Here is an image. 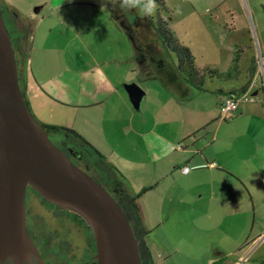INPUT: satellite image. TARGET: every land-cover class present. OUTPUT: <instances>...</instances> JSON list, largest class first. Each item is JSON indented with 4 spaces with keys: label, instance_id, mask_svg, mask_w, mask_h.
Wrapping results in <instances>:
<instances>
[{
    "label": "crops",
    "instance_id": "crops-1",
    "mask_svg": "<svg viewBox=\"0 0 264 264\" xmlns=\"http://www.w3.org/2000/svg\"><path fill=\"white\" fill-rule=\"evenodd\" d=\"M2 1L20 44L18 72L30 109L48 133L100 160L125 185L121 194L138 195L126 203L134 205L130 222L142 230L149 263L173 264L171 257L182 254L189 259L184 264L243 258L264 264L261 81L251 100L221 115L224 97L246 91L259 66L248 69L240 87L217 85L210 92L208 69L221 72L209 76L222 82L236 78V70L194 65L198 75L188 76L161 42L160 52L144 55L118 4L104 2L101 10L92 1L43 0L33 13L17 0ZM133 82L145 91L138 108L126 89Z\"/></svg>",
    "mask_w": 264,
    "mask_h": 264
},
{
    "label": "rangeland",
    "instance_id": "rangeland-1",
    "mask_svg": "<svg viewBox=\"0 0 264 264\" xmlns=\"http://www.w3.org/2000/svg\"><path fill=\"white\" fill-rule=\"evenodd\" d=\"M17 1L26 11L37 13L36 7L43 0ZM49 1L51 4L54 0ZM83 1L102 4L108 0ZM0 2L12 34L17 59V48L20 44L10 21V13L4 2L2 0ZM156 3L158 9L153 17H143L136 10H126L127 18L133 23L141 22L136 24V27L141 26L143 32L154 39L152 41L156 50L160 52L162 43L156 30V27H159L158 22L161 21L160 28L167 27L179 46L191 50L192 61L196 68L209 66L219 68L224 72L230 71L231 68L236 70V78L226 79L223 82L211 78L210 72L204 75L210 92L217 85L240 87L249 75L247 72L252 65L261 67L262 64L264 65V0H156ZM178 8L180 9L179 14H177ZM48 10L47 8L45 12ZM79 10H94V7L80 5ZM101 10H106V8ZM37 15L35 14V16ZM130 43L133 44L131 40ZM132 49L134 50L133 46ZM172 54L174 57L177 55L173 52ZM180 56L183 55L180 54ZM19 80L24 93L21 77ZM262 84L264 85L263 80ZM214 96V93H210L208 98ZM48 131H50L51 139L57 145L65 147L68 144L52 129ZM82 152L84 153L82 165L90 164V174L95 179L103 181L109 189L117 187V193L120 192L119 188H125L122 181L116 179L100 160L94 155H90L87 150ZM115 182L116 185L113 184ZM115 197L126 209L125 197L123 198L119 194ZM127 212L134 223V212ZM25 215L26 231L44 264H97L95 234L84 218L73 211L65 210L30 185L27 187ZM166 229L167 226L164 227L165 231ZM133 230L138 240L142 263L151 264L146 256V242L142 239V230L138 226H134ZM165 231L162 232V235L167 234ZM170 260L173 264H184L185 261H189L182 254L173 256ZM200 261L201 264H205L204 260ZM237 264L256 263L243 258Z\"/></svg>",
    "mask_w": 264,
    "mask_h": 264
},
{
    "label": "water",
    "instance_id": "water-1",
    "mask_svg": "<svg viewBox=\"0 0 264 264\" xmlns=\"http://www.w3.org/2000/svg\"><path fill=\"white\" fill-rule=\"evenodd\" d=\"M126 89L138 108L144 89L137 82ZM29 185L86 220L95 234L97 264H143L133 226L116 197L71 160L30 109L0 2V264L8 257L16 264H44L26 231Z\"/></svg>",
    "mask_w": 264,
    "mask_h": 264
},
{
    "label": "trees",
    "instance_id": "trees-1",
    "mask_svg": "<svg viewBox=\"0 0 264 264\" xmlns=\"http://www.w3.org/2000/svg\"><path fill=\"white\" fill-rule=\"evenodd\" d=\"M2 10H3V14H4V17H5V20H6L5 11H4L3 8H2ZM158 23H159V27L157 26V32L159 33V35H160V37L162 39V43L166 46V48L168 50H170V51H172V52L177 54L178 59H179V61H178L179 69L182 72L188 74V76H197L198 75V71H197V69L194 66V62L192 61L193 57H192L191 50L188 49V48H184V47L179 46L178 43L175 41V38H174L173 34L168 30V28L167 27L160 28V26L162 25V22L159 21ZM6 24H7V22H6ZM7 27H8V24H7ZM8 29H9V27H8ZM9 32L11 34L10 29H9ZM11 37H12V34H11ZM180 54H182L183 56L181 57ZM208 72H210V73L215 72V73H218L219 75H222L221 72H218L217 70H213V69H208ZM61 129L64 131V133L68 134L70 137L78 139L81 142L89 145L94 150L95 153H97L100 157L103 158V156L100 154V152L98 150H96L91 144H89L76 131H74L73 129L65 128V127H61ZM117 194L121 195L123 198L125 197V199H128L129 203H132V202L136 203V201H137V196L138 195L137 196H135V195L129 196V195L121 194V192H119ZM129 203H126V205H127L126 209L123 207V205L121 203H120V205L122 206V208L124 209L127 217L131 221V217H130V215L128 214L127 211L134 212V210H133L134 205L133 204H129ZM94 264H96V263H94Z\"/></svg>",
    "mask_w": 264,
    "mask_h": 264
},
{
    "label": "flooded vegetation",
    "instance_id": "flooded-vegetation-1",
    "mask_svg": "<svg viewBox=\"0 0 264 264\" xmlns=\"http://www.w3.org/2000/svg\"><path fill=\"white\" fill-rule=\"evenodd\" d=\"M119 11H120L121 14H125L126 15V10H122L119 7ZM140 23L141 22L133 23L132 21H130L128 19V26H130V27L132 26L133 27V29L135 30L136 34L138 35V38H139L140 42L142 43L144 55L148 54L149 56H153L152 54L155 51H158V50H156L153 42L151 43V40L148 37V35L146 34V32H143L142 27L141 26L136 27V24H140ZM156 30H157V27H156ZM59 147L71 158V160L73 162H75L78 166H80L82 169L86 170L90 174V168H91L90 164L86 163L85 165H82V161H84L83 160L84 153L82 152L83 151L82 149H80L79 147L74 146V144H67L65 147H61V146H59ZM96 180L101 182L108 190H110L113 193L114 196L117 194V192H118L117 188L109 189L103 183V181H100L98 179H96ZM115 190H117V192H115ZM3 264H16V262L14 261V259L12 257H8L4 261Z\"/></svg>",
    "mask_w": 264,
    "mask_h": 264
},
{
    "label": "built area",
    "instance_id": "built-area-1",
    "mask_svg": "<svg viewBox=\"0 0 264 264\" xmlns=\"http://www.w3.org/2000/svg\"><path fill=\"white\" fill-rule=\"evenodd\" d=\"M264 83V65L259 66L258 74L253 77L251 83L247 87L246 91L240 92L237 90H230V92L224 97L221 105V115L225 116L229 113L236 111L242 101H249L253 98L250 93L251 90L261 81ZM264 176V171H263Z\"/></svg>",
    "mask_w": 264,
    "mask_h": 264
},
{
    "label": "clouds",
    "instance_id": "clouds-1",
    "mask_svg": "<svg viewBox=\"0 0 264 264\" xmlns=\"http://www.w3.org/2000/svg\"><path fill=\"white\" fill-rule=\"evenodd\" d=\"M71 3L72 0H69ZM112 5L119 4L122 10H136L143 17H153L156 15L158 5L156 0H108ZM105 8V5H101V9ZM180 9H177V14H179Z\"/></svg>",
    "mask_w": 264,
    "mask_h": 264
}]
</instances>
